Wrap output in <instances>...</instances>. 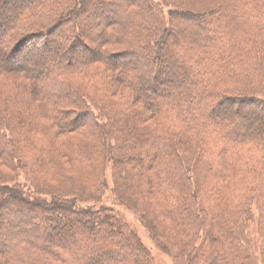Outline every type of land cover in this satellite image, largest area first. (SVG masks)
I'll return each mask as SVG.
<instances>
[{
    "label": "trees",
    "instance_id": "obj_1",
    "mask_svg": "<svg viewBox=\"0 0 264 264\" xmlns=\"http://www.w3.org/2000/svg\"><path fill=\"white\" fill-rule=\"evenodd\" d=\"M22 1L0 0V19L11 2L19 6ZM25 1L11 21L5 18L0 29V76H12L23 96L43 108V117L51 123L49 128L58 131L56 135L74 134L79 129L100 131L99 120L108 117L110 125L103 129L117 136V148H107L109 160L121 167L120 176H114L117 182L127 185L131 173L130 180L144 183L146 196L152 199L158 195L165 207L180 198L183 205L174 203L178 208L171 216L182 214L184 203L190 204L185 208L193 223L199 221V228L191 226L189 234L196 239L203 231L205 237L203 243L186 244L184 253L191 264L204 260L209 264H249L247 242L234 234L238 220L220 222L216 217L225 215V209L236 201L237 219L243 220L251 202H264V133L253 126L263 118L230 107L254 105L264 111V0ZM109 6L115 7L113 16L105 14ZM44 9L47 11H41ZM25 10L33 12L37 21L30 24L32 29L39 26L43 30L10 46L8 36L20 27L17 13ZM92 30L100 31L99 49L92 44ZM38 41L41 48L35 46ZM59 42L68 46L62 53L63 62L53 60L44 65L26 60L30 51L37 48L43 54L48 45L58 46ZM81 51L87 58L76 56ZM163 61L169 62L171 69ZM80 76L93 82L94 94L80 89L76 83ZM144 79L155 99L137 81ZM1 85L8 84L1 81ZM126 88L129 91L123 94ZM3 99L8 101L6 96ZM16 119L18 127L24 126L21 114ZM5 140L0 130V159L10 166L20 165L21 158L12 163L4 159L3 143L6 149L10 146ZM210 143L215 150L212 158L206 147ZM42 161L37 157L34 163ZM32 162L21 164L33 178L35 173L28 168H33ZM124 164L132 168L123 172ZM30 184V190L15 180L0 184V264H153L139 238L111 209L82 207L78 196L64 192L54 194L47 203L31 191L36 182ZM211 200L212 209H206ZM35 212L41 225L26 226L33 231L12 227L14 237L19 239L22 233L20 241H27V246L3 243L11 216L29 219ZM206 218L213 220L214 227L202 223ZM219 233L225 234L221 243L217 241ZM230 233L233 235H226ZM66 240L79 241L78 259L71 256L68 245L62 247ZM35 241H45L47 246L35 248ZM53 247L63 250L69 259ZM218 248L223 250H215ZM91 254L90 261L84 262Z\"/></svg>",
    "mask_w": 264,
    "mask_h": 264
},
{
    "label": "rangeland",
    "instance_id": "obj_2",
    "mask_svg": "<svg viewBox=\"0 0 264 264\" xmlns=\"http://www.w3.org/2000/svg\"><path fill=\"white\" fill-rule=\"evenodd\" d=\"M154 1L159 2V0ZM25 2L26 1L23 0L19 6H16V4L14 5V2H11L10 7L4 11L1 18H4V20L5 18H9L11 21L13 15L16 11H19V7H21ZM166 8L164 9V12L167 15L168 10ZM41 11L47 10L44 9ZM114 11L115 7L109 6V10H107L105 14L113 16L115 13ZM138 12H140V10H138ZM32 13L26 10L23 11L21 15L17 13L19 16L18 23H20V27L17 26L14 29L12 28V33L10 32L11 35L7 38V40L11 42L9 44L10 46H13L18 42H26L24 39L28 34L43 30V28L38 29L39 26H33L32 29V25L30 24L35 20L32 17ZM88 21L89 20L85 21L84 24L87 25L89 23ZM34 22L36 23L37 21ZM102 26L103 21L99 22L98 30H100ZM99 34L100 31L92 30V37L95 41V43L92 44L97 49H99ZM40 42L38 41L37 44L35 42V46H43ZM48 46V49L43 54L39 53L37 48L36 50L34 49L30 51V53L25 55L26 60L29 62H41L44 65H50L53 60H59L62 62L65 60L62 58V53L68 46L64 47L62 42H59L58 46H54L53 44ZM178 52H181L180 49H178ZM173 53L177 54V51L173 50ZM77 55L80 59L87 58V54L84 51H81L76 54V56ZM163 63L171 69L169 62L163 61ZM106 73L110 74L109 71H106ZM174 73L178 74L179 71L176 70ZM11 78L12 76H0V82L2 81L8 84L0 86V130H2L3 135L6 137V140L10 142L11 146L6 149L7 146L3 143L6 147L5 150L7 153V155L3 153L6 155L3 157L6 161L11 163L14 162V159L18 160L21 158V163L25 162V160H31L33 161V164L37 157L42 159L44 162L42 161V163H39L38 165H35L34 163L33 168L30 166L28 167L35 173L32 178L28 177V174L26 173L27 170L21 163L20 165L19 162H17V164L13 163V165L10 166L8 163H5L0 159V184H5L9 180H15V182H19L24 185L25 190H30V188H28L31 185L30 182H36V185L34 184V186H32L34 190L31 191L34 192L33 194H35L37 198L44 200V202L46 201L47 203H50L52 202L51 200L55 198L54 194L64 192V194L68 193L70 195L75 194L78 196L76 199L80 202L77 203L82 205V207L91 206L93 207V210L101 209L103 206L109 208L112 210L111 212L125 224V227L139 238L142 246L149 252V257L151 258L153 264H191L189 256L185 255L186 252L184 253L187 249L186 244L188 245L191 241L196 243H203L205 241L203 231L199 232L196 239H193L189 234L188 229L191 226L197 225L196 227L199 228V221H197V223H193L194 218L191 221V217H189L190 213L187 211L188 208H185V204L187 203H184L182 214L178 216H171L170 213L175 212V208H178L173 204L179 203L181 201L180 198L173 199V203H169L166 207L163 206V201L161 197L158 198V195L154 196L152 199L151 197L149 198V196H146L147 187L144 186V183L141 184V182H133L130 180V175H132L130 172L128 176L130 177V182L128 181L127 185L126 183L124 185L122 180V182H117L119 180H116L114 176H120L118 172H120L121 167L115 160H109L111 154L108 151V149L112 150V148H114L115 150L117 148L118 145L115 141L117 136L115 134L109 135L107 133L110 131L106 130V128L103 129V127H109L110 125L107 120L108 117L106 119H101V121L99 120V127H101L99 128L100 131L90 128L88 131L85 129H79L74 134L71 133L66 136H62V133H59L60 135H56L55 133H58V131L52 127L49 128L51 123L46 122V119L43 117V115L46 114L43 108H39V104L30 100L29 97L23 96L24 94L19 91V88L14 86V83L17 82ZM76 79L77 85L83 92L87 94H94L93 88H91V86L93 87V82H90L88 79L85 80L83 76L77 77ZM171 79V77L168 78L169 81ZM137 81H139L141 83V87L155 99V94L150 91V86L145 82V79L143 81ZM167 83L168 81L163 84L165 91L167 90ZM128 91L129 90L127 88L122 90L123 94H126ZM3 96H6L8 101L3 99ZM135 106H137V104ZM230 107L233 111L238 113H247L249 111L261 115L263 118L262 122L256 121L254 122L255 125L253 123V126L257 132L260 131L264 133L263 110L254 105L251 107H237L232 105ZM139 109L142 110V107L140 106ZM17 114H21L22 120L24 121V126L22 127H18L17 125ZM243 125L246 127V124ZM150 126L153 127L152 124H150ZM14 145L17 150L16 148H12ZM212 145L213 144L210 143L206 146L208 156H210V158H212V153L215 152ZM100 153L102 154L100 155ZM84 157L85 161L82 160ZM130 168L132 167L125 166L124 164L122 171L125 172L126 169ZM125 175L127 174L121 176L124 180L126 179ZM27 179H29L30 182L27 181ZM118 185L120 186L118 191L120 192L119 197L117 194L115 195ZM130 187L132 188L131 191ZM143 192L145 194H143ZM211 201L209 202L210 206L206 207V209H212L211 207H213L214 203L213 200ZM181 205H183V203H181ZM189 205L190 204H187V206ZM236 206V201L232 202L229 207L225 209V215L218 214L217 217H215L217 220L220 219V222H235L238 220L235 222V224H239L237 225V229L234 230V234L242 236L245 240L244 242H247V255L249 256L247 257L250 260L249 264H264V213L262 214V211H264V202L259 200L251 202L247 207L249 215L244 216L243 220H241L240 216L237 219ZM167 209L169 211L168 214ZM162 211L166 214L164 215V213H161ZM2 217L4 219L7 218L6 216ZM65 217H69V215L67 214ZM212 221V219L206 218V221L202 223H205L208 227H214L215 224ZM28 223H32L35 226L41 225L39 214L35 212L29 219H19L11 216L9 224L4 229V233L6 231V235L4 238L2 237L3 243H13L12 246L14 244L27 246L25 245L27 241H24V244L20 241V239H24L22 233L21 235H18L19 239L14 237L16 231L12 227H15L17 231L20 229L22 232H31L33 231V228H27L26 226H29L27 225ZM208 223L211 224L209 225ZM179 225L184 226L186 230L179 228ZM178 232H182L183 235L181 234L179 237L177 236V238H175ZM226 235L233 234L230 233ZM224 237V233H219L217 235L218 243H221ZM234 237L235 236H233V238ZM219 239L221 241H219ZM33 243L35 244V248L47 246L45 241L41 243L35 241ZM67 245L71 256H73L75 260L78 259L76 254L80 245L79 241L75 244L66 240L65 245L63 244L62 247ZM53 248L63 254L64 258L69 259L68 256L63 253V250L56 247ZM223 249H226L224 245ZM223 249L218 248L215 250ZM190 253L192 254L193 252ZM92 256L93 254H91V256L88 255L84 262L90 261ZM194 256L195 255L191 257ZM208 262V260H204L202 264H209ZM223 264L227 263L224 262ZM228 264L230 263L228 262Z\"/></svg>",
    "mask_w": 264,
    "mask_h": 264
},
{
    "label": "bare ground",
    "instance_id": "obj_3",
    "mask_svg": "<svg viewBox=\"0 0 264 264\" xmlns=\"http://www.w3.org/2000/svg\"><path fill=\"white\" fill-rule=\"evenodd\" d=\"M0 25H1V26H0V29L2 28V25H5V20H4V18H3V19H2V18L0 19ZM25 48H28V46H26ZM21 53L23 54V52H21ZM21 53H20V54H21ZM25 53H27V52H25Z\"/></svg>",
    "mask_w": 264,
    "mask_h": 264
}]
</instances>
